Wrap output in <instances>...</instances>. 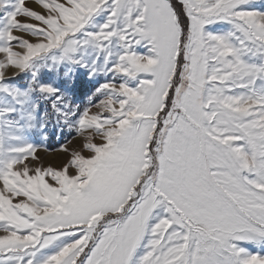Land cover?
<instances>
[{"label": "snow or ice", "instance_id": "snow-or-ice-1", "mask_svg": "<svg viewBox=\"0 0 264 264\" xmlns=\"http://www.w3.org/2000/svg\"><path fill=\"white\" fill-rule=\"evenodd\" d=\"M45 2L0 0V264H264V0Z\"/></svg>", "mask_w": 264, "mask_h": 264}, {"label": "rangeland", "instance_id": "rangeland-1", "mask_svg": "<svg viewBox=\"0 0 264 264\" xmlns=\"http://www.w3.org/2000/svg\"><path fill=\"white\" fill-rule=\"evenodd\" d=\"M41 3L44 4L45 7H48L45 0H40ZM21 40H27L30 38L28 32L26 29H21L18 33ZM16 50L8 53V56L10 57V61L8 64L0 70V75L4 76H11L14 73L19 71V68L16 67L15 64L11 63V61H16L17 63H22L24 56L26 53H30L32 51V48L30 45L26 46L25 44H20L18 46H13ZM27 79V77H25ZM82 102V98L80 100ZM35 135V134H34ZM69 134L67 131H65L63 134H60L59 132H53L52 128H49V138L44 142L46 145V148L42 145L37 150V155L41 158H43V162L45 165L52 164L53 166H59L64 160L67 159V156L62 153L60 150V145L63 144L66 140H68ZM74 146H78L79 144V137H76L75 140H73ZM56 146V147H53Z\"/></svg>", "mask_w": 264, "mask_h": 264}, {"label": "trees", "instance_id": "trees-1", "mask_svg": "<svg viewBox=\"0 0 264 264\" xmlns=\"http://www.w3.org/2000/svg\"><path fill=\"white\" fill-rule=\"evenodd\" d=\"M53 147H56V146H53Z\"/></svg>", "mask_w": 264, "mask_h": 264}]
</instances>
